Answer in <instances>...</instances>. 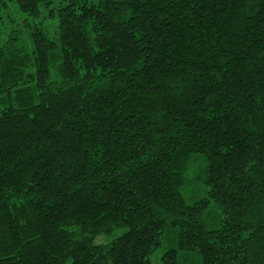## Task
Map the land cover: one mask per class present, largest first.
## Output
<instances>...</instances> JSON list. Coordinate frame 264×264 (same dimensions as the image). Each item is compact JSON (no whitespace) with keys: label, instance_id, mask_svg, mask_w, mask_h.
<instances>
[{"label":"trees","instance_id":"16d2710c","mask_svg":"<svg viewBox=\"0 0 264 264\" xmlns=\"http://www.w3.org/2000/svg\"><path fill=\"white\" fill-rule=\"evenodd\" d=\"M1 39L0 264H264V0H0Z\"/></svg>","mask_w":264,"mask_h":264},{"label":"rangeland","instance_id":"374dc122","mask_svg":"<svg viewBox=\"0 0 264 264\" xmlns=\"http://www.w3.org/2000/svg\"><path fill=\"white\" fill-rule=\"evenodd\" d=\"M3 39L0 40V44H2V40ZM204 191L205 190L202 187H197V186L196 187H188L186 189V191H185V195L187 197V200L189 202H192V201H194L196 199V197H200L202 195H205L206 192H204ZM209 214H210V216H211V214H213L215 220H212L214 222V224H208V225L209 226H214V225L218 226V225H220L221 218H222V213H221L220 209H218L217 207L212 206ZM207 220L209 222V219H207ZM163 252H164V248H160L157 251H155V253L153 254V256L151 258L153 264H163L162 259H161V255L163 254Z\"/></svg>","mask_w":264,"mask_h":264}]
</instances>
